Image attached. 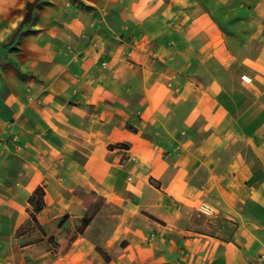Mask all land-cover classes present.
I'll return each mask as SVG.
<instances>
[{
    "label": "crops",
    "instance_id": "1",
    "mask_svg": "<svg viewBox=\"0 0 264 264\" xmlns=\"http://www.w3.org/2000/svg\"><path fill=\"white\" fill-rule=\"evenodd\" d=\"M32 1L0 0V264H254L264 0ZM76 189L121 208L101 243Z\"/></svg>",
    "mask_w": 264,
    "mask_h": 264
},
{
    "label": "rangeland",
    "instance_id": "2",
    "mask_svg": "<svg viewBox=\"0 0 264 264\" xmlns=\"http://www.w3.org/2000/svg\"><path fill=\"white\" fill-rule=\"evenodd\" d=\"M25 10H27V6ZM38 191H43V189H39ZM77 192H78V196L84 201V205L89 206L88 213L86 215L87 219L94 218V216L96 215L100 217V221H96V224L93 225V227H90L87 230V232H85V234L86 236L87 235L91 236L98 243L99 242L101 243L104 241V238H106L109 232H111L115 222L118 221L119 219L118 214H120L121 208L118 205L113 204V203L108 204L106 198L101 197L93 192H88L83 189L78 190ZM104 217H106L107 219H111L112 224H109L108 222H106ZM124 242L125 241H123V243ZM54 245H57V247H60V245L57 243ZM53 261H55L54 264H62L64 260L58 259V260H53ZM53 261H48V262H53ZM42 262H45V261H42Z\"/></svg>",
    "mask_w": 264,
    "mask_h": 264
},
{
    "label": "trees",
    "instance_id": "3",
    "mask_svg": "<svg viewBox=\"0 0 264 264\" xmlns=\"http://www.w3.org/2000/svg\"><path fill=\"white\" fill-rule=\"evenodd\" d=\"M38 0H35V1H32V2H29L28 3V5H27V10H26V17H25V19H24V21H23V24H25V23H28L29 21H30V19H31V17H32V10H33V8H34V6H35V4H36V2H37ZM78 190H81V189H76L75 190V193L78 195Z\"/></svg>",
    "mask_w": 264,
    "mask_h": 264
},
{
    "label": "built area",
    "instance_id": "4",
    "mask_svg": "<svg viewBox=\"0 0 264 264\" xmlns=\"http://www.w3.org/2000/svg\"><path fill=\"white\" fill-rule=\"evenodd\" d=\"M263 258H264V252H262V253L258 256V258L254 261V264H261L260 261H261V259H263Z\"/></svg>",
    "mask_w": 264,
    "mask_h": 264
}]
</instances>
